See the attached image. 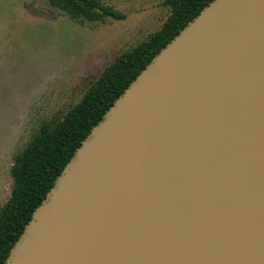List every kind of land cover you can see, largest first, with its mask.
I'll return each instance as SVG.
<instances>
[{"label": "water", "instance_id": "obj_1", "mask_svg": "<svg viewBox=\"0 0 264 264\" xmlns=\"http://www.w3.org/2000/svg\"><path fill=\"white\" fill-rule=\"evenodd\" d=\"M4 264H264V0H212L152 59Z\"/></svg>", "mask_w": 264, "mask_h": 264}, {"label": "rangeland", "instance_id": "obj_2", "mask_svg": "<svg viewBox=\"0 0 264 264\" xmlns=\"http://www.w3.org/2000/svg\"><path fill=\"white\" fill-rule=\"evenodd\" d=\"M126 15L72 20L48 0H0V210L11 169L42 122L63 120L105 68L157 33L166 0H101Z\"/></svg>", "mask_w": 264, "mask_h": 264}, {"label": "trees", "instance_id": "obj_3", "mask_svg": "<svg viewBox=\"0 0 264 264\" xmlns=\"http://www.w3.org/2000/svg\"><path fill=\"white\" fill-rule=\"evenodd\" d=\"M212 0H166L171 15L148 40L122 54L92 83L63 120L42 122L26 148L16 156L11 175V197L0 210V264L53 188L57 177L82 142L152 59ZM72 20L105 22L126 15L101 0H48Z\"/></svg>", "mask_w": 264, "mask_h": 264}]
</instances>
